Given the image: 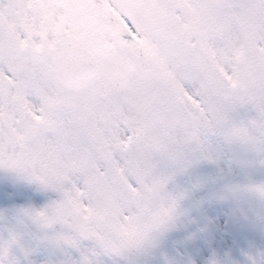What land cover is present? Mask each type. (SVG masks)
Segmentation results:
<instances>
[{"label":"snow or ice","instance_id":"6c2138e0","mask_svg":"<svg viewBox=\"0 0 264 264\" xmlns=\"http://www.w3.org/2000/svg\"><path fill=\"white\" fill-rule=\"evenodd\" d=\"M0 264H264V0H0Z\"/></svg>","mask_w":264,"mask_h":264}]
</instances>
